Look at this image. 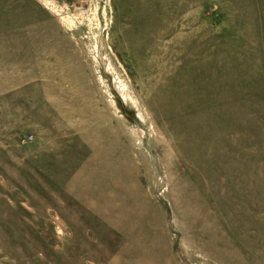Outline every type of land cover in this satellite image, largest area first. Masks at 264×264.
<instances>
[{"label":"rangeland","instance_id":"rangeland-1","mask_svg":"<svg viewBox=\"0 0 264 264\" xmlns=\"http://www.w3.org/2000/svg\"><path fill=\"white\" fill-rule=\"evenodd\" d=\"M0 264H264V0H0Z\"/></svg>","mask_w":264,"mask_h":264},{"label":"bare ground","instance_id":"bare-ground-1","mask_svg":"<svg viewBox=\"0 0 264 264\" xmlns=\"http://www.w3.org/2000/svg\"><path fill=\"white\" fill-rule=\"evenodd\" d=\"M222 138H223V134H220L218 136V140L221 143H222ZM211 151H212V147L209 146V144H207V146H205V148L203 150V158L208 156V155H210ZM206 174L209 176L208 169H207ZM220 184H222V182H219L218 188H216V186L212 187V185H209V188L211 187V191H210L211 193H209V197H210V199H211V201L213 203L211 204V206H208L207 203H204L201 207L197 208L198 210L205 211V210H208L210 208H214L215 210L219 211L221 209L220 200H218V199L219 198L228 199L231 195L230 194H225V191L222 193L223 185H220ZM231 198L233 200V204L230 205L229 209L233 210L234 213L236 212L237 214H240L241 213V209H242L240 192L239 191L238 192H234ZM185 213H186V211H185ZM212 218H213V212L210 213L208 216L206 215L204 218L202 217L201 221L205 222V223H207V225H209V221H211ZM194 229H195V232H193V233L195 235H197V236L198 235H204L205 237H207L206 234L199 232L198 228L197 229L194 228ZM184 231L187 232L185 229H184Z\"/></svg>","mask_w":264,"mask_h":264}]
</instances>
